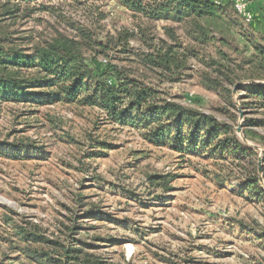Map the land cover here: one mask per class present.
<instances>
[{
    "label": "rangeland",
    "instance_id": "374dc122",
    "mask_svg": "<svg viewBox=\"0 0 264 264\" xmlns=\"http://www.w3.org/2000/svg\"><path fill=\"white\" fill-rule=\"evenodd\" d=\"M4 1L0 28L24 49L57 32L76 35L73 24L99 40L134 31L128 44L91 53L90 62L127 68L160 100L232 127L256 154L241 161L211 147L182 151L171 134L152 137L154 125L140 117L123 124L96 104L0 100V264H75L64 253L74 246L98 264H264V199L239 178L258 157L264 189V98L234 86L229 103L205 85L195 59L173 80L145 65L138 21L113 1L38 0L11 15ZM248 129L260 138L246 137Z\"/></svg>",
    "mask_w": 264,
    "mask_h": 264
},
{
    "label": "trees",
    "instance_id": "16d2710c",
    "mask_svg": "<svg viewBox=\"0 0 264 264\" xmlns=\"http://www.w3.org/2000/svg\"><path fill=\"white\" fill-rule=\"evenodd\" d=\"M58 1L83 4L100 0ZM105 1L124 7L138 21V31L143 33V43L148 46L141 53L145 65L171 75L173 80L176 74L180 76L191 69L190 62L195 59L204 65L200 73L205 85L222 93L229 103L234 102L231 87L238 83L237 89L264 98V32L246 22L232 0ZM37 2L5 0L1 6L11 15L20 10L21 4ZM35 5L26 6L28 15L38 10ZM73 25L76 35L57 32L52 38L37 41L30 49L19 47L0 28V100L96 104L123 124L131 117H140L154 125L152 137L165 140L171 134L176 148L182 151L206 152L211 147L212 153H223L222 159L230 153L241 161L251 156L249 151L255 153L238 139L232 127L223 126L213 116L193 108L160 100L159 91L129 76L127 68L107 62L106 58L104 62H90L91 53L106 54L113 44H128L136 37L134 31L124 29L118 31L117 37L106 34L107 40H99L88 27ZM158 28L164 36L155 33ZM166 121L174 126L165 124ZM260 136L254 130H246L248 138L257 140ZM20 147L24 150L27 146ZM248 162L251 173L239 178L264 199L260 160L257 157ZM33 236L36 242L38 235ZM49 244L59 245L54 241ZM64 253L75 264H98L93 256H85L88 254L83 248L66 247Z\"/></svg>",
    "mask_w": 264,
    "mask_h": 264
},
{
    "label": "crops",
    "instance_id": "0c3cea01",
    "mask_svg": "<svg viewBox=\"0 0 264 264\" xmlns=\"http://www.w3.org/2000/svg\"><path fill=\"white\" fill-rule=\"evenodd\" d=\"M248 7L254 15L252 24L264 32V0H248Z\"/></svg>",
    "mask_w": 264,
    "mask_h": 264
},
{
    "label": "built area",
    "instance_id": "2783aa9c",
    "mask_svg": "<svg viewBox=\"0 0 264 264\" xmlns=\"http://www.w3.org/2000/svg\"><path fill=\"white\" fill-rule=\"evenodd\" d=\"M238 12L244 17L246 22H252L254 15L248 7V0H232Z\"/></svg>",
    "mask_w": 264,
    "mask_h": 264
},
{
    "label": "water",
    "instance_id": "95a60500",
    "mask_svg": "<svg viewBox=\"0 0 264 264\" xmlns=\"http://www.w3.org/2000/svg\"><path fill=\"white\" fill-rule=\"evenodd\" d=\"M239 85L240 83L236 84L234 91L238 88Z\"/></svg>",
    "mask_w": 264,
    "mask_h": 264
}]
</instances>
